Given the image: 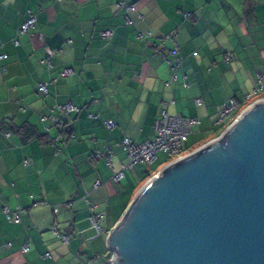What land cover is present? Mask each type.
<instances>
[{"label": "crops", "instance_id": "1", "mask_svg": "<svg viewBox=\"0 0 264 264\" xmlns=\"http://www.w3.org/2000/svg\"><path fill=\"white\" fill-rule=\"evenodd\" d=\"M29 13L36 25L14 47ZM102 31H112L111 39H102ZM168 35L182 58L171 87L163 57L176 56L170 42L161 44ZM2 55L0 208L18 209L19 222L0 213V264H112L109 232L165 163L162 157L133 165L115 183L113 174L129 164L116 145L152 140L162 112L199 120L186 151L218 138L217 112L230 99L245 102L264 74V0H0ZM64 69L71 75L61 78ZM54 79L47 94L38 91ZM67 103L80 112L61 114ZM41 116L71 123V132ZM106 121L115 127L107 130ZM105 146H116L111 168L93 157ZM92 214L102 218L100 235Z\"/></svg>", "mask_w": 264, "mask_h": 264}, {"label": "water", "instance_id": "2", "mask_svg": "<svg viewBox=\"0 0 264 264\" xmlns=\"http://www.w3.org/2000/svg\"><path fill=\"white\" fill-rule=\"evenodd\" d=\"M106 243L112 264H264V101L149 178Z\"/></svg>", "mask_w": 264, "mask_h": 264}, {"label": "built area", "instance_id": "3", "mask_svg": "<svg viewBox=\"0 0 264 264\" xmlns=\"http://www.w3.org/2000/svg\"><path fill=\"white\" fill-rule=\"evenodd\" d=\"M119 7H124L126 12L136 14V8L134 5L125 3L121 1L119 3ZM138 19H142L141 15L137 14ZM191 18V14L183 13V19L188 20ZM126 23H130V20L126 19ZM36 25V17L35 15L29 13L26 17L25 21L22 23L20 28L16 32V38L11 41V44L14 47L19 45L17 37L23 34H26L34 29ZM100 36L104 40H110L112 37V31H102ZM142 36V35H140ZM145 37H150V34L145 35ZM165 41H168L172 44L171 54L175 55V59L169 60L167 57H163V61L169 67L171 71V77L169 81L166 82L167 87H171V85L176 81L177 76L176 72L181 67L182 58L179 56V47L176 43L175 37L173 35L165 36L161 39V44ZM5 56H0V60H5ZM228 60V57L226 58ZM44 63L49 64V57L44 60ZM1 72H5L4 68H1ZM71 75V71L69 69H64L60 73V77H68ZM56 83V79L51 80L49 83H41L38 84V91L42 94H47L48 85H52ZM248 99L241 103L236 99H230L227 103H225L221 109L216 114V126L222 127V131L228 128L231 123L236 120L241 112L245 109L251 107L253 104L257 102L264 101V74L258 75L256 79V83L252 90V93ZM199 101L196 100V103ZM59 110L63 115L76 114L80 112V108L67 103L59 106ZM42 122H47L49 125L57 126L63 129L66 133L71 132V123H64L58 118L41 116ZM227 121V122H226ZM230 121V122H229ZM225 122L228 123L226 126ZM199 124L198 119H188L181 116H170L165 112H162L161 115L157 118L154 124L155 137L152 140H147L141 144L132 143L131 140L124 138L120 143L116 146H120L127 154L129 159V164L126 166H122L120 171L116 172L112 176V180L115 183H119L121 179L124 177L125 169L131 168L133 165L141 164V165H153L158 160V154L166 155L167 161L163 166L181 159L182 157L188 155L192 151L185 150V144L188 142L190 136L193 133V129L196 128ZM104 127L107 130H112L115 125L113 121H106L103 123ZM115 146V147H116ZM114 146H105L101 150L95 151L93 157L95 159H103L106 166L108 168L112 167V157L114 153ZM194 151V150H193ZM162 166V167H163ZM100 182H95L93 188L96 189L100 186ZM0 213L4 214L7 219L12 220L13 222H19L18 217V209L14 212H10L6 207L0 208ZM91 228L95 230L97 235L102 233L101 223L102 218L98 214H92L89 218ZM53 234L59 237L63 242H68V237L60 236L55 228L52 229ZM10 247V243L6 245ZM29 250V245L25 244L21 247L22 253H27ZM48 257V255H44V258Z\"/></svg>", "mask_w": 264, "mask_h": 264}, {"label": "rangeland", "instance_id": "4", "mask_svg": "<svg viewBox=\"0 0 264 264\" xmlns=\"http://www.w3.org/2000/svg\"><path fill=\"white\" fill-rule=\"evenodd\" d=\"M226 122H227V121H226ZM226 122H225V125H224V126H226L230 121H229L228 123H226ZM190 137H191V136H190ZM162 155H163V154H158V158L161 159V158L163 157V158H164V162L167 161V157H166V155H163V156H162ZM143 165H144V164H143ZM144 166H145V165H144ZM144 166H143V167H144Z\"/></svg>", "mask_w": 264, "mask_h": 264}, {"label": "trees", "instance_id": "5", "mask_svg": "<svg viewBox=\"0 0 264 264\" xmlns=\"http://www.w3.org/2000/svg\"><path fill=\"white\" fill-rule=\"evenodd\" d=\"M188 20H189V19H188ZM21 130H22V129H21ZM25 132H26V129H24V136H23V137H24V139H26V137H28V136H29V135H28V134H26ZM66 134L68 135V133H66ZM164 164H166V161H165V163H164Z\"/></svg>", "mask_w": 264, "mask_h": 264}, {"label": "clouds", "instance_id": "6", "mask_svg": "<svg viewBox=\"0 0 264 264\" xmlns=\"http://www.w3.org/2000/svg\"><path fill=\"white\" fill-rule=\"evenodd\" d=\"M162 168V167H161ZM154 176V175H153Z\"/></svg>", "mask_w": 264, "mask_h": 264}]
</instances>
